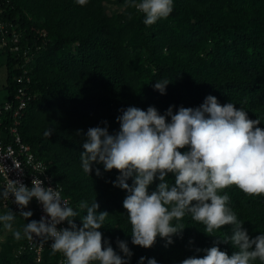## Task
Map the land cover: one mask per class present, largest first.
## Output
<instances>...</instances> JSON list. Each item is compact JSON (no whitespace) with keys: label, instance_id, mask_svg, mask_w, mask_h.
<instances>
[{"label":"trees","instance_id":"trees-1","mask_svg":"<svg viewBox=\"0 0 264 264\" xmlns=\"http://www.w3.org/2000/svg\"><path fill=\"white\" fill-rule=\"evenodd\" d=\"M0 1L7 29L5 34L0 29L6 100L14 99L22 85L17 79L29 76L27 91L32 98L19 127L23 141L47 164L62 195L80 216L86 210L79 204L94 200L98 212L109 214L100 229L102 247L107 240L123 257L117 241H126L133 252L130 264H138L141 257L155 258L158 264H182L190 257L203 258L204 250L213 246L229 256L238 251L220 237L231 235V225L209 235L205 225L190 215L180 221L184 229L173 236L171 245L165 246L166 240L159 236L150 248L133 245L123 207L128 193L113 185L119 170L105 171L102 163L94 162L88 175L82 169L81 152L89 128L107 126L114 134L120 128L117 117L128 107L146 111L154 106L161 115L172 107L176 114L180 107H199L209 95L221 105L243 107L249 119L261 120L257 127L264 129V0H174L170 16L150 26L126 0H88L83 6L75 0ZM13 33L19 36L17 42ZM162 80L170 82L166 94L154 89ZM11 113L0 114L6 141L11 140ZM49 128L54 133L47 137L44 132ZM179 150L183 153L188 147ZM166 179L172 184L175 176L169 173ZM127 183L131 186L133 178ZM159 183L155 179L149 192ZM223 192L250 238L264 232V196H248L235 185ZM8 210L16 215L14 229L22 231L26 223L40 220L35 200L30 218L0 199V212ZM74 222L82 226L80 217ZM0 234L4 235L0 264H58L65 258L47 247L38 260L29 240H15L2 226Z\"/></svg>","mask_w":264,"mask_h":264},{"label":"clouds","instance_id":"clouds-1","mask_svg":"<svg viewBox=\"0 0 264 264\" xmlns=\"http://www.w3.org/2000/svg\"><path fill=\"white\" fill-rule=\"evenodd\" d=\"M75 3L83 6L88 0ZM126 4L142 13L143 23L150 26L170 16L174 0H126ZM169 83L157 81L154 89L166 94ZM117 120L120 128L114 134L107 126L87 130L81 164L88 175L94 162L102 163L105 171L119 170L113 185L128 193L123 207L132 226L133 245L150 248L158 236L166 240L165 246L171 245L173 236L184 229L180 221L190 215L205 225L204 232L209 235L231 225V235L222 233L220 237L224 243L231 241L238 251L229 256L213 246L204 250L203 258L190 257L182 264H264V232L250 238L243 227L245 222L229 206L228 193L221 194L235 185L248 196H264V129L257 127L260 119L251 120L243 107L221 105L209 95L199 107H180L176 114L172 107L164 115L154 106L146 111L128 107ZM53 133L49 128L44 135L50 137ZM186 146L188 150L182 153L179 149ZM8 171L5 169L6 174ZM169 173L175 176L172 184L166 179ZM96 175H100L98 168ZM129 178H133L131 186ZM155 179L160 183L149 192ZM10 196L25 219L33 216L31 210H23L33 198L45 213L39 221L26 223L21 231L14 229L16 215L11 210L0 212V226L15 240L31 241L35 236L43 242L51 241L53 254L62 253L64 264H130L133 252L126 241H117L123 257L107 240L102 247L100 229L109 214L97 211L96 200L91 204L82 201L78 207L86 214L80 216L61 190L45 187L38 178L33 179L31 188L19 180L0 186V199L8 200ZM76 217H80L82 226L74 222ZM65 221L69 227L58 229ZM138 264L158 262L141 257Z\"/></svg>","mask_w":264,"mask_h":264},{"label":"built area","instance_id":"built-area-1","mask_svg":"<svg viewBox=\"0 0 264 264\" xmlns=\"http://www.w3.org/2000/svg\"><path fill=\"white\" fill-rule=\"evenodd\" d=\"M2 3L3 2L0 1V26H2L0 29L5 34V32H7L6 23L1 19ZM18 38L19 36L17 33H13V41L17 42L19 40ZM15 49H18V47H15ZM17 81L22 85L19 87L14 99L0 103V114L5 111H10L12 112L13 120V124L9 129L11 137L10 141H6L0 131V177L2 186L10 182V180H19L31 188L33 179L38 178L44 182L45 187H52L53 189L57 188L58 190H61V187L56 184L53 176L48 171L47 164L35 155L31 145L23 141L19 127L21 125V118L24 115V110L32 98L27 91V83L30 82V77L20 76ZM5 169L9 170L7 174L5 173ZM63 198L68 201L66 197L63 196ZM33 200H35V203L37 204V210L40 217L45 215L42 205L39 204L35 198H33ZM31 202L27 208L23 209L24 211L29 210ZM3 204L4 206H12L17 213H20L21 211V209L13 202L11 196L8 200H3ZM57 227L59 229L67 228L69 226L65 221ZM51 243V241L43 242L40 238L35 236L34 239L30 241L31 248H35L37 252L38 260H41L42 252L45 248H51ZM64 261L65 258H62L58 264H64Z\"/></svg>","mask_w":264,"mask_h":264},{"label":"rangeland","instance_id":"rangeland-1","mask_svg":"<svg viewBox=\"0 0 264 264\" xmlns=\"http://www.w3.org/2000/svg\"><path fill=\"white\" fill-rule=\"evenodd\" d=\"M7 70L5 66L0 67V102L8 98V93L4 88L6 82ZM4 239V235L0 234V241Z\"/></svg>","mask_w":264,"mask_h":264},{"label":"crops","instance_id":"crops-1","mask_svg":"<svg viewBox=\"0 0 264 264\" xmlns=\"http://www.w3.org/2000/svg\"><path fill=\"white\" fill-rule=\"evenodd\" d=\"M5 101V100H4Z\"/></svg>","mask_w":264,"mask_h":264}]
</instances>
